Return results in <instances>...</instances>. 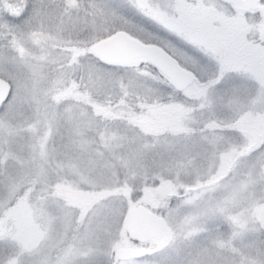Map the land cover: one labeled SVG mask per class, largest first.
I'll return each instance as SVG.
<instances>
[{
	"label": "snow or ice",
	"instance_id": "snow-or-ice-1",
	"mask_svg": "<svg viewBox=\"0 0 264 264\" xmlns=\"http://www.w3.org/2000/svg\"><path fill=\"white\" fill-rule=\"evenodd\" d=\"M0 264H264V0H0Z\"/></svg>",
	"mask_w": 264,
	"mask_h": 264
}]
</instances>
